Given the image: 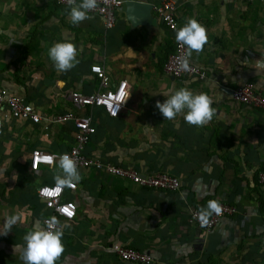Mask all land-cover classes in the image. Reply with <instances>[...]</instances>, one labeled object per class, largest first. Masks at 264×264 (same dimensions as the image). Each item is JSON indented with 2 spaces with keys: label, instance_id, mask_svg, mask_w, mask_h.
Segmentation results:
<instances>
[{
  "label": "crops",
  "instance_id": "obj_1",
  "mask_svg": "<svg viewBox=\"0 0 264 264\" xmlns=\"http://www.w3.org/2000/svg\"><path fill=\"white\" fill-rule=\"evenodd\" d=\"M133 1L154 7L164 0ZM176 2L178 28L189 17L206 28L208 43L190 58L206 71L204 81L163 72L175 32L153 10L150 24L132 26L120 8L114 28L106 30L92 14L73 25L68 7L55 0H0V88L25 98L43 117L38 124L0 118V231L6 215L20 216L8 235H0V264H23L13 247L48 214L36 189L55 183L58 155L71 148L75 134L72 124L48 119L69 111L92 118L87 156L142 175H175L180 189L157 191L78 169L76 190L64 194L76 204V216L62 222L64 252L56 264H132L118 259L114 245L148 253L152 264H264V184L257 176L264 164V114L231 98L245 82L264 93V1ZM62 41L78 49L79 64L66 73H58L47 55ZM94 65L104 69L107 88L129 83L122 117L102 107L77 109L64 96L103 90L90 71ZM184 86L213 99L216 114L207 125H189L179 115L164 120L156 109L164 92ZM34 149L54 154V167L33 171ZM209 200L232 204L237 213L205 233L190 224L189 213Z\"/></svg>",
  "mask_w": 264,
  "mask_h": 264
},
{
  "label": "built area",
  "instance_id": "obj_2",
  "mask_svg": "<svg viewBox=\"0 0 264 264\" xmlns=\"http://www.w3.org/2000/svg\"><path fill=\"white\" fill-rule=\"evenodd\" d=\"M228 1L251 3L254 1L262 2L264 0ZM55 3L60 7H68L67 0H55ZM123 3L124 1L122 0H97V7L89 12V14L100 17L103 21L104 28L111 30L116 23L117 11L122 7ZM177 7L176 0H164L160 4L152 7V10L167 29L176 32L178 29ZM184 56L185 48L177 44L175 40L174 51L167 57L163 65V72L175 79L191 78L199 81L206 80V71L191 60L188 70L180 69L178 61ZM90 71L98 78L99 84L103 88L102 91L85 95L78 91L67 90L63 91L64 96L77 109L102 107L111 117H122L128 111L127 99L130 90L129 83L127 81H121L112 88H107L108 77L104 69L100 65H94L90 67ZM231 98L236 103L248 106L264 114V93L253 82H245L236 87L231 93ZM116 112L117 115H115ZM6 116L29 121L33 124L40 123L43 118L25 98L12 94L4 88H0V118ZM48 122L52 125L72 124L74 126V143L64 153H68L76 161L78 169L94 168L112 176L126 179L138 186L157 191L174 192L180 189V181L175 175L166 172L142 175L133 169L114 163L102 162L99 159L87 156L85 148L89 143L90 137L95 133V127L91 117L79 116L69 111L52 116L48 119ZM45 156H51L53 159L51 161L45 160L43 159ZM55 160L56 156L54 154L34 149L31 152L30 168L33 171H37L41 166L52 169ZM257 176L259 183L264 184V164L259 169ZM76 188V184L71 188L64 187L61 189H57L55 183L40 185L36 189V196L48 211V214L43 217L42 221L55 217L59 221V226L62 230L63 221L73 220L76 216V204L71 200L65 199L64 194L65 190L75 191ZM220 203L223 205L222 214L219 216L213 215L206 225L199 221L196 215L198 210L192 209L189 213L190 224L200 228L205 233H210L222 218L231 217L237 213L236 207L232 204ZM112 250L118 259L124 262L132 264H152L154 262L150 254L130 247L114 245Z\"/></svg>",
  "mask_w": 264,
  "mask_h": 264
},
{
  "label": "clouds",
  "instance_id": "obj_3",
  "mask_svg": "<svg viewBox=\"0 0 264 264\" xmlns=\"http://www.w3.org/2000/svg\"><path fill=\"white\" fill-rule=\"evenodd\" d=\"M67 4L70 22L79 25L90 18L89 12L97 7V0H67ZM175 40L185 48V56L179 59L178 66L186 71L190 67L193 52L200 54L208 43L207 31L195 18L189 17L176 30ZM47 55L58 73H66L79 64L78 49L69 41L54 42ZM163 96L166 98L163 102L157 101L155 107L164 120H174L179 115L187 124L202 127L216 114V109L212 107L213 99L205 92H195L184 86L179 89L172 88L164 92ZM43 159L51 161L53 158L45 156ZM56 167L58 171L53 179L57 189L71 188L82 178L76 161L68 153L58 157ZM222 210L223 205L218 200H209L207 206L199 208L196 215L199 221L206 225L213 215H221ZM19 220L20 216L17 214L6 215L0 235H8ZM62 236L59 221L55 217L37 221L24 235L23 243L14 245L13 252L16 254L19 251L23 264H56L64 252Z\"/></svg>",
  "mask_w": 264,
  "mask_h": 264
},
{
  "label": "water",
  "instance_id": "obj_4",
  "mask_svg": "<svg viewBox=\"0 0 264 264\" xmlns=\"http://www.w3.org/2000/svg\"><path fill=\"white\" fill-rule=\"evenodd\" d=\"M121 11L132 26L148 25L153 20L152 5L147 3L127 0L123 3Z\"/></svg>",
  "mask_w": 264,
  "mask_h": 264
}]
</instances>
